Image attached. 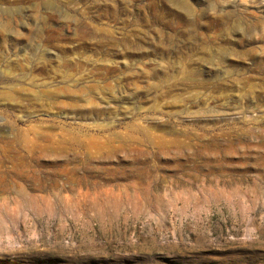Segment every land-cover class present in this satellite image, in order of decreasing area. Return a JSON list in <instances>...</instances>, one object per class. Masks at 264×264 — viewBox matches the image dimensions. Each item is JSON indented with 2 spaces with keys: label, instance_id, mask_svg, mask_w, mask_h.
<instances>
[{
  "label": "rangeland",
  "instance_id": "rangeland-1",
  "mask_svg": "<svg viewBox=\"0 0 264 264\" xmlns=\"http://www.w3.org/2000/svg\"><path fill=\"white\" fill-rule=\"evenodd\" d=\"M160 1L0 0V264H264V77Z\"/></svg>",
  "mask_w": 264,
  "mask_h": 264
},
{
  "label": "bare ground",
  "instance_id": "bare-ground-1",
  "mask_svg": "<svg viewBox=\"0 0 264 264\" xmlns=\"http://www.w3.org/2000/svg\"><path fill=\"white\" fill-rule=\"evenodd\" d=\"M158 7L159 16L162 18L164 12L163 21L169 23L173 32L182 38L189 40V37L192 36L191 34L195 33L196 35V27L201 23L202 19L207 25L215 28L216 33L213 35L206 37L198 34L200 37L199 44L201 46H206V48L201 52V55H203L202 61L210 67L213 63H215V61H228L235 59L240 63L248 58V60L251 61L252 71L264 77V39L262 40L261 62L257 61L260 56L253 49L244 50L245 42L249 41L246 37L254 34L253 29L262 27L264 31V19L257 20L255 23L243 22L242 20L244 17L232 20L233 16L229 13L212 15L208 18H203V16L192 11L193 9L186 2V0H161ZM150 11L152 12L151 9ZM232 21L233 23L235 22L233 25L230 23ZM188 40H186V43L191 44ZM197 75V77L201 76L199 73H197ZM197 77L194 79L197 80ZM249 89L250 91L255 90L253 86ZM255 91L258 90L256 89ZM247 191L255 193L259 192L260 189L254 187L247 189Z\"/></svg>",
  "mask_w": 264,
  "mask_h": 264
}]
</instances>
